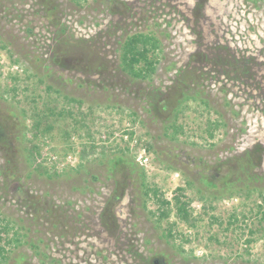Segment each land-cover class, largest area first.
<instances>
[{"label":"rangeland","instance_id":"1","mask_svg":"<svg viewBox=\"0 0 264 264\" xmlns=\"http://www.w3.org/2000/svg\"><path fill=\"white\" fill-rule=\"evenodd\" d=\"M140 32L160 44L150 80L120 68ZM4 227L23 264H264V0H0Z\"/></svg>","mask_w":264,"mask_h":264},{"label":"trees","instance_id":"2","mask_svg":"<svg viewBox=\"0 0 264 264\" xmlns=\"http://www.w3.org/2000/svg\"><path fill=\"white\" fill-rule=\"evenodd\" d=\"M198 6L201 8L202 4H199ZM120 47H121L120 48V52H121L120 53V68L121 70L132 78L150 80L152 75L156 71V65L158 63L157 54L160 52V44H159L158 39L149 33H141V32L135 33L133 35L128 36L122 42ZM173 95H174L173 100H170V94L167 96V98H165V101L169 102L170 105L171 103L173 104V102L175 101L179 103L183 99L188 98V96H186L184 92H176ZM172 111L173 112L176 111V108L171 107V112ZM41 123H43V120L40 117V120L37 119V121L34 124L36 132L40 131ZM30 148L34 150L35 146L32 145ZM108 163L110 165V168L108 171L111 174H114L116 172L123 173V170L126 169L127 167H129L132 171L135 170V168L133 167L134 165L124 158L116 157L113 160H110ZM239 171L240 173L242 172V174H244L247 177V179L249 178L248 173L245 172V168L240 167ZM138 177L140 176L138 175L137 178ZM142 179L143 178H140V180H137V181L139 182L141 181L140 187L141 189L144 190V195L148 197L149 194H152L153 197L156 198L157 205H158L157 210H158L159 218L167 219L171 211L169 206L172 203L166 200H163L161 196L159 195L158 189L150 188L146 186L145 184L143 185ZM258 179L260 180V178ZM219 180L217 179V181L215 182L213 180L208 179V180H205V184L207 185L208 188H212L216 190L218 189L220 190L222 188L227 189L229 188V186L231 187L232 185H234L233 182H230V184L228 185V182L222 183ZM239 181H241V179H240V176H238L237 174V176H234V182L236 183ZM176 190L178 192L183 191V189L180 187L176 188ZM119 198H121L120 195L118 196L114 195L113 199L111 198L110 202L114 203ZM173 202L174 203H173L172 208L175 211L174 213H175L176 219L180 222L186 223L190 227H193L195 219L191 216V211L189 209V201L181 200L179 197L175 196L173 198ZM6 227L0 228V242L2 243L0 244V264H8V262H10L11 260H13L14 264H23V261H25V256L22 255V256H17L16 258L15 257L10 258L7 255V252H6L7 249L5 246L10 245L12 241H15L18 243L20 240H18L17 238L18 236L17 232H13L12 234V237H14L15 240H12V238H8L7 237L8 232L5 231ZM165 236L170 237V238L173 237L171 229L166 231ZM27 244L29 245L30 248H32V250H34L33 253L37 255L40 254V252L38 251V246H37L36 241L35 242L27 241Z\"/></svg>","mask_w":264,"mask_h":264},{"label":"built area","instance_id":"3","mask_svg":"<svg viewBox=\"0 0 264 264\" xmlns=\"http://www.w3.org/2000/svg\"><path fill=\"white\" fill-rule=\"evenodd\" d=\"M70 157H71V156H68V157L63 161V163H70V162H71Z\"/></svg>","mask_w":264,"mask_h":264}]
</instances>
